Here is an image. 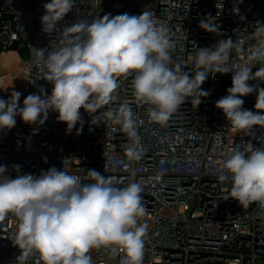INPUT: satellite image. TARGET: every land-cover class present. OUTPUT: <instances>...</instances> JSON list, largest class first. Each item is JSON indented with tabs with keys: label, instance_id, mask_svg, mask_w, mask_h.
<instances>
[{
	"label": "built area",
	"instance_id": "built-area-1",
	"mask_svg": "<svg viewBox=\"0 0 264 264\" xmlns=\"http://www.w3.org/2000/svg\"><path fill=\"white\" fill-rule=\"evenodd\" d=\"M48 2L0 0V99L8 100L13 91L20 92V107L29 94L41 95L43 90L50 95L52 91L53 85L38 66L35 49L61 46L63 28L77 20L152 11L169 29L173 45L170 67L179 65L190 76L197 71L194 61L198 49L212 47L221 39L246 41L243 51L238 55L233 50L230 58V63L243 62L255 43L251 34L264 23V0H75L72 11L57 28L45 33L41 17ZM219 3L222 9L216 7ZM218 11V33L199 27L202 19L209 14L217 17ZM16 44L24 47L23 54L14 50ZM12 53L18 61L5 65L4 55ZM232 75L210 72L201 85L209 95L186 97L165 125L151 121L149 106L136 101L131 76L118 81L117 99L101 106L97 113L80 109L81 121L70 132L66 123L57 120L55 111H49L43 124H26L18 115L12 129L0 131V165L7 168L4 175L12 179L25 174L39 176L55 167L79 175L83 182H92L86 175L96 170L111 177L117 187L139 183L147 209L139 223L148 225L142 264H264V206L258 202L239 206L230 198L231 181L218 179L234 148L243 150L249 142L256 148L264 147V127L254 125L249 134L235 130L216 107V101L228 95ZM248 83L264 88V82ZM197 98L202 99L198 106L191 103ZM241 99L243 109L257 111L256 92ZM125 102L134 112L143 149L137 161L126 156L125 149L131 143L127 134L104 115L110 107L118 108ZM15 165H19L18 170ZM17 223L11 214L0 222V264H41L38 254L17 259L20 249L11 239ZM89 255L92 264H121L124 253L101 247Z\"/></svg>",
	"mask_w": 264,
	"mask_h": 264
},
{
	"label": "clouds",
	"instance_id": "clouds-1",
	"mask_svg": "<svg viewBox=\"0 0 264 264\" xmlns=\"http://www.w3.org/2000/svg\"><path fill=\"white\" fill-rule=\"evenodd\" d=\"M74 4L75 0L44 4L43 32H53ZM216 7L222 9L223 4ZM219 15V11L217 17L209 14L199 27L218 33ZM251 38L255 43L241 63H230V58L233 50L238 55L243 51V39H221L212 47L199 48L194 61L197 71L190 76L179 65L170 67L173 45L169 29L152 11L145 10L139 16L106 14L90 21L77 20L63 28L61 46L47 51L35 49L38 66L53 85L51 94L43 90L41 95L29 94L22 107L18 105L20 92L13 91L8 100L0 99V131L12 129L18 115L26 124H43L51 110L70 132L81 121L80 109L97 113L101 106L117 99L118 81L130 76L136 101L149 106L151 121L165 125L186 97L209 95L201 85L214 70L233 73L228 95L216 101V107L235 130L249 134L254 125L264 127V88L248 83L264 82V23ZM257 63L261 67L253 73ZM253 92L256 112L242 108L241 97ZM201 100L191 103L198 106ZM104 115L114 119L129 137L127 158L141 159L143 149L132 107L121 103ZM14 168L18 170L19 165ZM6 171V166L0 165V222L9 214L17 219V231L11 238L20 249L17 259L38 254L41 264H92V249L114 247L124 253L121 264H142L148 225L139 223L147 213L139 183L117 187L111 177L96 170L86 175L92 182H83L79 175L55 167L41 171L39 176L25 174L15 179L4 175ZM218 179L231 181L230 198L239 206L253 202L264 206V147L256 148L249 142L243 150L234 148L223 162Z\"/></svg>",
	"mask_w": 264,
	"mask_h": 264
},
{
	"label": "bare ground",
	"instance_id": "bare-ground-1",
	"mask_svg": "<svg viewBox=\"0 0 264 264\" xmlns=\"http://www.w3.org/2000/svg\"><path fill=\"white\" fill-rule=\"evenodd\" d=\"M12 61H15L17 62L18 61V57L16 54H5L4 55V58H3V63L6 65V63L8 62H12Z\"/></svg>",
	"mask_w": 264,
	"mask_h": 264
},
{
	"label": "trees",
	"instance_id": "trees-1",
	"mask_svg": "<svg viewBox=\"0 0 264 264\" xmlns=\"http://www.w3.org/2000/svg\"><path fill=\"white\" fill-rule=\"evenodd\" d=\"M13 48L15 51L19 52L20 54H23V52H25L24 47L21 44H16Z\"/></svg>",
	"mask_w": 264,
	"mask_h": 264
},
{
	"label": "rangeland",
	"instance_id": "rangeland-1",
	"mask_svg": "<svg viewBox=\"0 0 264 264\" xmlns=\"http://www.w3.org/2000/svg\"><path fill=\"white\" fill-rule=\"evenodd\" d=\"M247 1L253 3V2H255L256 0H247ZM259 67H261V65H260L259 63H257V64L255 65L256 70H257Z\"/></svg>",
	"mask_w": 264,
	"mask_h": 264
},
{
	"label": "crops",
	"instance_id": "crops-1",
	"mask_svg": "<svg viewBox=\"0 0 264 264\" xmlns=\"http://www.w3.org/2000/svg\"><path fill=\"white\" fill-rule=\"evenodd\" d=\"M258 0H256L255 2H257Z\"/></svg>",
	"mask_w": 264,
	"mask_h": 264
}]
</instances>
